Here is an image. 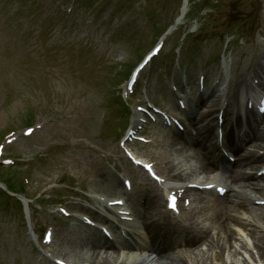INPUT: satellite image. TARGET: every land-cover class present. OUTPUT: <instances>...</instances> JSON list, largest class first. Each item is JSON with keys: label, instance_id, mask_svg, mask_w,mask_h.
I'll return each instance as SVG.
<instances>
[{"label": "rangeland", "instance_id": "obj_1", "mask_svg": "<svg viewBox=\"0 0 264 264\" xmlns=\"http://www.w3.org/2000/svg\"><path fill=\"white\" fill-rule=\"evenodd\" d=\"M189 1L194 4L189 3L181 29L161 36L178 16L180 0H0V140L13 133L6 145L9 153L0 159L16 162L0 174L6 178L9 173L16 189L23 184L28 198L53 194L48 204L30 201L33 208L28 212L33 231L52 226L53 240L47 250L54 256L81 263L94 231L77 218L61 217L59 207L95 218V223L105 225L121 242L104 217L112 211L101 209L95 197L104 201L124 197L134 220L127 226H143L139 216L145 206L142 193L163 195V186L149 181L120 148L135 116L131 107L146 100L158 106L173 104L172 88L197 82L201 75L207 85L224 82L218 86L220 91H235L237 86V91H250L254 80L264 85V71L258 66H264V0H211V10L198 0ZM182 31L184 52L177 56L174 47ZM163 37L162 51L141 73L133 95L123 100L132 68ZM222 60L226 69H222ZM27 118L31 123H26ZM261 122L259 129L264 130ZM30 124L33 131L25 136L23 129ZM201 127L207 126L197 124ZM134 135L150 143L132 139L126 142L127 148L153 162L162 177L171 171L187 176L189 151L177 152L181 145L169 143L167 128L142 124ZM207 166L212 170L211 163ZM123 179L131 181V194L123 188ZM143 180L147 184L139 189ZM243 183L245 188L241 181L230 183L229 188L248 200L257 198L249 182ZM175 184L168 182L169 188ZM198 194H192V208L184 213L189 219L199 220L207 212ZM259 207L251 202L245 206L252 211ZM94 211L101 214L99 219ZM150 212L159 219L164 216ZM239 215L258 219L245 210ZM116 259L113 255L103 264ZM144 259L138 264H160ZM224 259L230 261L227 253ZM0 264H49L32 243L19 206L8 203L2 194Z\"/></svg>", "mask_w": 264, "mask_h": 264}, {"label": "bare ground", "instance_id": "obj_2", "mask_svg": "<svg viewBox=\"0 0 264 264\" xmlns=\"http://www.w3.org/2000/svg\"><path fill=\"white\" fill-rule=\"evenodd\" d=\"M187 7L188 2L186 1L182 13L179 14L180 21L187 12ZM258 66H261L264 71L263 65L259 64ZM261 80L263 81L262 78ZM195 88L197 87L195 86ZM215 92L216 85L203 87L197 103L210 99ZM230 95L233 97L235 93L231 91ZM194 104L192 103L190 106L191 112L189 116L187 115V118L190 119L189 131L186 128L180 129L177 126H172L168 131L167 139L171 145L180 143L181 147L177 152L189 151L192 159L200 164L202 170L206 172L209 161L205 158V152L208 151L205 141L213 134L215 127H196L197 123L191 120L198 118L200 113L197 111V104ZM214 112L210 110L202 117L211 119ZM258 120H262L264 123V113L259 114ZM258 120L247 122L245 131H243L242 125L236 121L237 124L223 128V132L225 131L224 139L229 149L233 153H237V157L232 163L235 166H242L245 170L238 176H232V180L249 182V185L256 191L255 194L259 198H263L264 174H257V172L264 166V152H260V150L264 151V130L259 129ZM245 133L249 135V138L252 137L251 143L248 145L254 147L252 151L247 150L248 146L242 148L240 145ZM246 170H250V173ZM166 177L168 180H180L182 174L171 172ZM223 196L225 197L223 203H213L208 208L209 215L202 221L192 222L187 226L179 225L164 235L162 243H154V246L148 251L151 252L150 255L154 256L156 262L160 264H189L188 259H191V264H264V206L252 211L245 208L248 203L252 202L244 197L245 195L226 192ZM257 200L259 199H254L253 204L257 205ZM141 203L145 206L139 211V216L144 220L151 219L149 211L157 212L161 208H165L163 196L155 191L143 192ZM244 210L256 214L258 219L254 220V218H245L239 215V212ZM150 225L152 223L149 224V228ZM151 232L153 238H157V233H154L152 229ZM121 244L119 248L118 243L110 242L104 236L95 235L88 241V252L84 254L85 262L103 264L105 259L109 260L113 255L119 256L123 249L132 250L131 245ZM225 253L228 254L229 262L224 259Z\"/></svg>", "mask_w": 264, "mask_h": 264}, {"label": "snow or ice", "instance_id": "obj_3", "mask_svg": "<svg viewBox=\"0 0 264 264\" xmlns=\"http://www.w3.org/2000/svg\"><path fill=\"white\" fill-rule=\"evenodd\" d=\"M145 167H148L147 165Z\"/></svg>", "mask_w": 264, "mask_h": 264}]
</instances>
